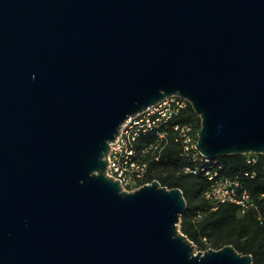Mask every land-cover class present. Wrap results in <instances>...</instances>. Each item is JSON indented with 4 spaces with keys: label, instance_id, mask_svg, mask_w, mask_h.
I'll return each mask as SVG.
<instances>
[{
    "label": "water",
    "instance_id": "95a60500",
    "mask_svg": "<svg viewBox=\"0 0 264 264\" xmlns=\"http://www.w3.org/2000/svg\"><path fill=\"white\" fill-rule=\"evenodd\" d=\"M172 95L205 157L264 155V0H0V264H254L194 252L180 188L106 175Z\"/></svg>",
    "mask_w": 264,
    "mask_h": 264
},
{
    "label": "built area",
    "instance_id": "2783aa9c",
    "mask_svg": "<svg viewBox=\"0 0 264 264\" xmlns=\"http://www.w3.org/2000/svg\"><path fill=\"white\" fill-rule=\"evenodd\" d=\"M189 105L191 104L187 99L172 95L128 118L119 135L110 143L106 175L119 180L122 189L134 191L150 183L146 182L149 164L164 160L165 150L170 142H174L179 144L180 156L185 160L178 167L177 173L206 179L203 198L211 210H216L221 205L235 204L238 214L244 216L250 210L257 209L245 181V178L255 179L257 173L244 170L243 177L238 174L228 175L224 173V166L217 158L210 159L202 155L196 147L200 126L193 121L182 120L187 115ZM146 135H152L153 141L138 144ZM245 156L247 166L254 167L258 163L257 154ZM257 219L261 224L264 223L260 215H257Z\"/></svg>",
    "mask_w": 264,
    "mask_h": 264
},
{
    "label": "trees",
    "instance_id": "16d2710c",
    "mask_svg": "<svg viewBox=\"0 0 264 264\" xmlns=\"http://www.w3.org/2000/svg\"><path fill=\"white\" fill-rule=\"evenodd\" d=\"M183 121H193L200 126V119L193 111L191 105L187 109V115ZM152 135H146L138 144H149L153 141ZM258 163L254 166L246 165L245 155L221 156L217 161L224 166V173L238 174L242 176L244 170L255 171V179H246V187L255 200L257 209L250 210L246 215L238 214L235 204L221 205L216 210L203 198L204 189L207 186L205 178L193 175L179 174L178 167L185 160L180 156V146L170 142L164 153V160L152 161L149 164V173L146 182L158 180L162 186L168 188H180L187 202V211L180 220L181 231L190 241L202 249L210 247L220 249L228 244L243 254H250L254 264H264V223L257 219L260 215L264 222V155H258ZM156 170V171H155ZM228 232V234H226ZM224 233L220 237L217 234ZM231 234L237 239H232ZM248 236V240L240 242L239 239ZM206 239V240H204Z\"/></svg>",
    "mask_w": 264,
    "mask_h": 264
},
{
    "label": "rangeland",
    "instance_id": "374dc122",
    "mask_svg": "<svg viewBox=\"0 0 264 264\" xmlns=\"http://www.w3.org/2000/svg\"><path fill=\"white\" fill-rule=\"evenodd\" d=\"M168 189H170V188H168ZM178 229L182 233L181 227H180V222L178 224ZM226 234H228V232H226ZM223 235H224V233H219V234L216 235V237H220L221 238ZM231 237H232V239H237L236 235H234V234H231ZM239 240H240V242H245L246 240H248V236H245L244 238L239 239ZM193 245H194V252H196V253L197 252H203V251L208 250V249H215V248L210 247V244L208 242H207V249H205V250L202 249L201 247H199L196 244H193ZM228 245H231V244H228ZM215 250H217V249H215Z\"/></svg>",
    "mask_w": 264,
    "mask_h": 264
}]
</instances>
